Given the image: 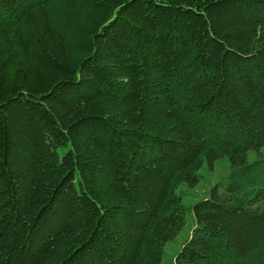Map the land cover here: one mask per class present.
Segmentation results:
<instances>
[{
	"label": "trees",
	"instance_id": "1",
	"mask_svg": "<svg viewBox=\"0 0 264 264\" xmlns=\"http://www.w3.org/2000/svg\"><path fill=\"white\" fill-rule=\"evenodd\" d=\"M188 215L174 264H264V0H0V264H162Z\"/></svg>",
	"mask_w": 264,
	"mask_h": 264
},
{
	"label": "rangeland",
	"instance_id": "2",
	"mask_svg": "<svg viewBox=\"0 0 264 264\" xmlns=\"http://www.w3.org/2000/svg\"><path fill=\"white\" fill-rule=\"evenodd\" d=\"M229 171L228 160L219 159L215 168L211 169L207 164L200 170L202 179L198 186L190 188L186 184L182 186V190L186 193L185 202L187 205L192 204L197 199L206 197L212 185ZM195 219L192 215L187 216V223L180 234L170 241L166 246V258L162 264H174V255L181 248L182 244L192 232Z\"/></svg>",
	"mask_w": 264,
	"mask_h": 264
}]
</instances>
